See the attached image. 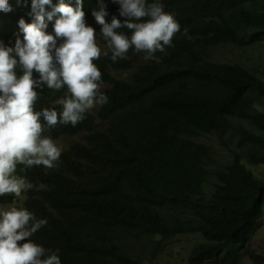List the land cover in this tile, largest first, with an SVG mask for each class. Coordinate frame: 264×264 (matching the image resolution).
Instances as JSON below:
<instances>
[{
    "label": "trees",
    "instance_id": "16d2710c",
    "mask_svg": "<svg viewBox=\"0 0 264 264\" xmlns=\"http://www.w3.org/2000/svg\"><path fill=\"white\" fill-rule=\"evenodd\" d=\"M160 2L181 26L173 46L156 53L159 62L131 49L113 62L95 27L107 103L76 126L44 133L56 142L82 137L57 167H18L33 185L23 208L47 220L31 240L58 250L61 264H154L166 241L200 235L185 264H264V251L253 246L264 228V177L250 169L264 166V71L213 59L222 46L264 44V0ZM9 3L12 11L0 12V42L14 47L23 39L19 21L33 16L31 0ZM105 5L107 22H123L119 4ZM83 10L88 26L99 0H83ZM56 18L45 16L48 34ZM36 90V111H61L55 102L63 91ZM14 201L0 197V204Z\"/></svg>",
    "mask_w": 264,
    "mask_h": 264
},
{
    "label": "clouds",
    "instance_id": "9594fccd",
    "mask_svg": "<svg viewBox=\"0 0 264 264\" xmlns=\"http://www.w3.org/2000/svg\"><path fill=\"white\" fill-rule=\"evenodd\" d=\"M111 2L119 4L123 22L115 16L110 23L106 21L108 12L103 0H99V11H92L111 60L124 59L131 49L144 53L145 60L159 62L156 53L172 47L175 35L181 31L174 16L164 11L160 0ZM46 5L51 6L52 0H31L33 22L19 21L23 39L17 37L14 47L0 42V197L20 199L32 189L26 177L17 174L19 166H23L20 171L58 166L62 147L44 135L47 130L58 124L76 126L87 111L108 101L100 92L102 73L94 63L100 59L102 49L96 30L86 25L83 0H75V7L59 0L47 13ZM11 11L9 0H0V12ZM45 16L49 21L58 17L54 35L46 32ZM45 86L63 91L55 102L61 111L35 110L40 98L36 89ZM46 225L47 220L37 219L27 209L17 207L15 201L11 206H0V264H61L58 250L45 249L31 240Z\"/></svg>",
    "mask_w": 264,
    "mask_h": 264
},
{
    "label": "rangeland",
    "instance_id": "374dc122",
    "mask_svg": "<svg viewBox=\"0 0 264 264\" xmlns=\"http://www.w3.org/2000/svg\"><path fill=\"white\" fill-rule=\"evenodd\" d=\"M111 0H104L103 3H110ZM88 26L95 29L98 24L95 22V19H91L88 22ZM96 40H100L96 35ZM213 59L216 62L230 63V64H240L246 68L252 69L254 71L261 70L264 71V44L250 46L246 48H240L233 45L222 46L213 51ZM114 76L123 80H129V73L125 72H114ZM105 88L101 89L104 90ZM99 110V105L92 108L91 111L94 114H97ZM81 136H78L73 139L64 138L61 141L57 142L59 146L62 147V151L66 150L72 143L80 141ZM203 141L209 142L211 145L216 146V139L212 137H206L202 139ZM217 151L219 149H216ZM221 153V152H220ZM250 169L256 174V176L263 178L264 177V166H250ZM15 205L17 207L23 208L24 196L20 199H15ZM0 206L8 207L10 204H0ZM202 241L200 235H181L175 238H172L164 243L162 254L159 255L154 261V264H185L188 256L195 245ZM253 246L260 251H264V228L259 233L257 238L253 242ZM245 264H250L249 261H245Z\"/></svg>",
    "mask_w": 264,
    "mask_h": 264
}]
</instances>
